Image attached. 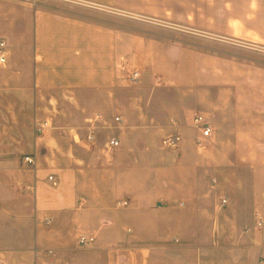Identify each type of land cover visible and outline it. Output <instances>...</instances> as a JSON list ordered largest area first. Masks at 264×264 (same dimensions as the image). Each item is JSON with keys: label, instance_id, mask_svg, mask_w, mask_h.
<instances>
[{"label": "crops", "instance_id": "0c3cea01", "mask_svg": "<svg viewBox=\"0 0 264 264\" xmlns=\"http://www.w3.org/2000/svg\"><path fill=\"white\" fill-rule=\"evenodd\" d=\"M141 3L0 0V39L8 44V60L0 64V264H264L259 191L245 204L226 191L225 176L169 177L139 203L131 175L116 174V167L133 165L137 150L145 152L141 166H160L147 154L167 153L162 135L181 137L166 149L178 155L232 148L229 129L221 124L216 134L197 105L133 95L135 73L134 83L144 77L156 89L164 71L186 65L178 46L133 32V25L159 21L157 8ZM205 63L200 68L209 69ZM151 76L160 77L156 84H148ZM198 115L213 128L201 145ZM156 133L157 143L149 138ZM219 134L225 143L213 144ZM262 134L237 132L234 145L263 148L256 146L264 144ZM112 138L118 147L108 146ZM116 149L123 159L108 157ZM181 160L157 163L179 167ZM238 165L258 164L246 158ZM82 235L95 240L84 246Z\"/></svg>", "mask_w": 264, "mask_h": 264}, {"label": "rangeland", "instance_id": "374dc122", "mask_svg": "<svg viewBox=\"0 0 264 264\" xmlns=\"http://www.w3.org/2000/svg\"><path fill=\"white\" fill-rule=\"evenodd\" d=\"M142 3L157 8L158 15L154 16L159 17V21L154 20L150 26L133 25V32L155 35L166 44L178 46L182 57L186 58V65L185 70L164 71L162 78H149L148 84L162 79L165 88L146 85L144 77L139 83L133 82V95L164 96L173 102L179 100L197 105V109L211 119L216 134L221 124L229 129L232 148L211 146L207 156L192 148L181 150L179 155L166 147L167 153L156 149L148 151L150 160L160 166H141L140 158H145V152L137 150L132 154L133 165L116 167V174L131 175L130 186L139 203L143 201L141 195L154 192L161 179V184H165L169 177L202 179L204 175L227 177L224 181L226 191L236 194L242 203L253 200L254 189L264 198V144L258 143L256 146L263 148L254 151L238 150L234 145L237 132L264 133V0H142ZM204 63L209 69L200 68ZM156 136L159 134H151L149 138L157 143ZM223 140L226 141V136L215 135L212 143H225ZM261 141L264 142L263 134ZM116 150L108 157L123 159L120 149ZM178 156L182 159L179 167L157 163ZM225 158L231 159V163L222 164ZM246 158L255 160L258 165H238ZM195 159H206L207 163L193 166L191 161ZM146 178L148 181L143 182ZM152 188L155 190L151 191Z\"/></svg>", "mask_w": 264, "mask_h": 264}, {"label": "built area", "instance_id": "2783aa9c", "mask_svg": "<svg viewBox=\"0 0 264 264\" xmlns=\"http://www.w3.org/2000/svg\"><path fill=\"white\" fill-rule=\"evenodd\" d=\"M7 60H8V44L4 39H0V64H5L7 62ZM132 80L134 82L138 81L139 80V74L135 73L132 77ZM116 120L119 121V118L117 117ZM195 124L198 128H200V131H201V135L196 138V143L201 145V144H203V142L205 140H207L208 138L211 137L212 132H213V128H212L210 122H208L207 119L202 115H198L195 118ZM93 138H94V136L91 135L90 139H93ZM180 140H181V137L179 135H170L164 139L163 143H164V146L166 148H172L173 149V148H176L178 146ZM119 144H120V142L117 138H112L108 142V146L112 147V148L118 147ZM24 161L28 162L29 164H34L35 158L33 156H26L24 158ZM50 180L52 181V183L54 185L57 184V182L55 180H53V176L50 177ZM222 203L226 204L227 199H223ZM124 204H127V202H124ZM94 240H95V238H93V237H87L85 235H82L80 237V244L85 246V245L93 243Z\"/></svg>", "mask_w": 264, "mask_h": 264}]
</instances>
